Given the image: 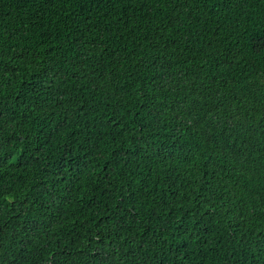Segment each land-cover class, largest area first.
Listing matches in <instances>:
<instances>
[{"label": "trees", "instance_id": "obj_1", "mask_svg": "<svg viewBox=\"0 0 264 264\" xmlns=\"http://www.w3.org/2000/svg\"><path fill=\"white\" fill-rule=\"evenodd\" d=\"M0 264H264V0H0Z\"/></svg>", "mask_w": 264, "mask_h": 264}]
</instances>
